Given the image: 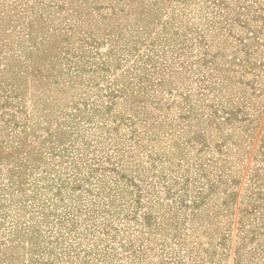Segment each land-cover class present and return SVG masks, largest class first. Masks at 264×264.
Wrapping results in <instances>:
<instances>
[{
  "label": "rangeland",
  "instance_id": "374dc122",
  "mask_svg": "<svg viewBox=\"0 0 264 264\" xmlns=\"http://www.w3.org/2000/svg\"><path fill=\"white\" fill-rule=\"evenodd\" d=\"M0 264H264V0H0Z\"/></svg>",
  "mask_w": 264,
  "mask_h": 264
}]
</instances>
